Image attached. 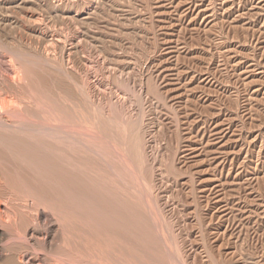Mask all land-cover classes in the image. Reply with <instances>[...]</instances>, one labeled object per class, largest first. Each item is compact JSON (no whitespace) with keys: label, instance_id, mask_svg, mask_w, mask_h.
I'll list each match as a JSON object with an SVG mask.
<instances>
[{"label":"rangeland","instance_id":"374dc122","mask_svg":"<svg viewBox=\"0 0 264 264\" xmlns=\"http://www.w3.org/2000/svg\"><path fill=\"white\" fill-rule=\"evenodd\" d=\"M0 59L4 122L39 130L0 127L35 155L0 141V264H264V0H0Z\"/></svg>","mask_w":264,"mask_h":264},{"label":"bare ground","instance_id":"6f19581e","mask_svg":"<svg viewBox=\"0 0 264 264\" xmlns=\"http://www.w3.org/2000/svg\"><path fill=\"white\" fill-rule=\"evenodd\" d=\"M96 15H97V14H96ZM59 18H60V17H59ZM46 20H47V19H46ZM34 22H35V20H34ZM21 34H22V33H21ZM64 34H65V33H64ZM64 36H65V35H64ZM43 37H44V36H43ZM42 39H43V38H42ZM49 44H50V43H49ZM91 44H92V43H91ZM1 48H2V47H1ZM11 48H12V47H11ZM5 49H6V48H5ZM98 49H99V48H98ZM9 50H12V49H9ZM52 51H53V50H52ZM1 52H2V51H1ZM24 52H25V51H24ZM48 52H49V51H48ZM13 53H14V52H13ZM9 54H10V53H9ZM16 54H17V53H16ZM20 55H21V54H20ZM28 55H29V54H28ZM12 56H14V55H12ZM24 56H25V55H24ZM8 58H9V57H8ZM15 58H17V57H15ZM18 58H19V57H18ZM24 58H25V57H24ZM0 60H1V59H0ZM7 60H8V59H7ZM10 61H11V60H10ZM28 61H29V60H28ZM1 62H2V61H1ZM15 62H17V61L15 60ZM3 63H4V62H3ZM11 63H12V61H11ZM13 63H14V62H13ZM18 63L20 64V62H18ZM22 63H23V62H22ZM71 63H72V62H71ZM45 64H46V63H45ZM0 65H1V64H0ZM16 65H17V64H16ZM10 66H11V65H10ZM17 66H18V65H17ZM20 66H22V65L20 64ZM20 66H19V67H20ZM6 67H8V66H6ZM6 67H5V68H6ZM53 67H54V66H53ZM0 68H1V66H0ZM3 68H4V67H3ZM3 68H2V69H3ZM10 68H12V67H10ZM13 68H14V70H15L16 67L13 66ZM20 68H21V67H20ZM0 70H1V69H0ZM7 70H8V73H9V69H7ZM10 70H11V69H10ZM19 70H20V69H19ZM61 70H62V69H61ZM17 71H18V68L16 69V72H17ZM20 71H21V70H20ZM0 72L3 73V71H0ZM10 72H11V71H10ZM16 72L13 71V69H12V72H11V73H12V77H13V75H16L19 71H18L17 73H16ZM13 73H16V74H13ZM64 73H65V72H64ZM19 74H20V73H19ZM65 74H66V73H65ZM1 75H2V74H1ZM4 75H5V74H4ZM6 75H7V72H6ZM6 75H5V76H6ZM9 75H11V74H9ZM20 75H21V74H20ZM20 75H19V76H20ZM5 76H4V77H5ZM17 76H18V75L14 76V78H15V80H16V81H14V82L19 83L18 81H20V79H17ZM9 77H11V76H9ZM9 77H8V75L6 76L7 80H9L8 82L5 81L6 83H11L10 81H12V80H10V79H13V80H14V78L11 77V78L9 79ZM20 77H21V76H20ZM0 78H1V77H0ZM18 78H19V77H18ZM2 79L4 80L3 77H2ZM0 80H1V79H0ZM3 80H2V81H3ZM5 82H3V83H5ZM14 82H13V83H14ZM20 82H21V81H20ZM22 82H23V80H22ZM24 82H25V81H24ZM24 82H23V83H24ZM1 83H2V82H1ZM3 83H2L1 86H0V89H2V90H4V88H5V87H2ZM6 83H5V85H6ZM13 83H11V85H12ZM17 83H16V84H17ZM23 83H22V84H23ZM22 84H21V85H22ZM25 84L27 85L26 82H25ZM14 85H15V84H14ZM14 85H12V88H11V86L7 85V88L10 87L9 90H10V89L12 90ZM8 86H9V87H8ZM17 88H19V87H17ZM27 88H28V85H27ZM5 89H6V88H5ZM15 89H16V88H15ZM2 90H0V93L5 92V90H4V91H2ZM7 90H8V89H7ZM9 90H8V92L10 93ZM13 90H14V89H13ZM24 90H25V88H24ZM14 91H15V90H14ZM21 91H23V90H21ZM11 93H12V92H11ZM11 93H10V94H11ZM15 93H17V92L15 91ZM20 93H21V92H20ZM32 93H33V92H31V94H32ZM6 94H8V93H6ZM12 94H13V93H12ZM18 94H19V92H18ZM33 94H34V93H33ZM8 95H9V94H8ZM13 95H15V94H13ZM13 95H12V96H13ZM20 95H21V94H20ZM44 95H45V94H44ZM4 96H5L4 94H2V95L0 94V127H5V128L12 127V129H13V127H15V128H14L15 131L17 130L16 128H18V130H22V131H21L22 133H23L24 129H25V130H26V129H27V130H29V129H33L34 127L31 126V125H33V124L29 125V124L27 123L28 125H26V124H23V123L18 122V121H17L18 123H17V122H13V121L11 122L10 120H9L8 123H7L6 121L4 122V120H3V119H4V116L1 115V111L3 112V111L5 110V111H7L10 115H12L14 112H16V110H17L16 113H18V112H20L19 110L21 109V108H19V110H18V107H17V109L14 108V107H16V106H14V105L12 104L13 101H12L11 103H9L10 100H8V98H7V97H4ZM6 96H7V95H6ZM47 96H48V95H47ZM8 97H9V96H8ZM10 97H11V96H10ZM10 97H9V98H10ZM18 97H19V96H18ZM18 97H17V98H18ZM20 97H21V96H20ZM32 97H33V96H32ZM48 97H49V96H48ZM11 98H12V97H11ZM11 98H10V99H11ZM23 98H25V97H22V99H23ZM35 98H37V97H35ZM35 98H34V99H35ZM46 98H47V97H46ZM12 99H13V98H12ZM12 99H11V100H12ZM14 100H16V99H14ZM26 100L29 101V98H27ZM32 100H33V99H32ZM45 100H46V99H45ZM20 101H21V100H20ZM38 101H40V100H38ZM18 102H19V101H18ZM18 102L16 101V103H18ZM31 102H32V101H31ZM34 102H36V101H34ZM85 102H86V101H85ZM13 103L16 104L15 102H13ZM21 103H22V102H21ZM23 103H24V99H23ZM23 103H22V104H23ZM26 103H27V102H26ZM9 104H12V106H10ZM19 104H20V103H18L17 105H19ZM22 104H20V105H22ZM24 104H25V103H24ZM32 104H33V103H32ZM41 104H42V103H41ZM41 104H39V103L37 104V103H36V105H35V104H33V105H35V106L37 107V105H41ZM20 105H19V106H20ZM30 105H31V103H30ZM44 105H45V104H44ZM49 105H50V104H49ZM13 106H14V107H13ZM20 107H21V106H20ZM31 107H32V106H31ZM31 107H30V108H31ZM39 107H40V106H39ZM39 107H38V110H40ZM23 108H25V106H24ZM42 108H43V107H42ZM42 108H41V111H42ZM50 108H51V106H50ZM50 108H49V109H50ZM32 109H33V107H32ZM32 109H31V111H32ZM24 110H25V109H24ZM24 110H23V111H24ZM45 110H46V109H45ZM9 111H10V112H9ZM33 111H34V110H33ZM53 111H54V110H53ZM59 111H60V110H59ZM26 112H27V111H26ZM26 112H25V113H26ZM43 112H44V111H43ZM48 112H49V111H48ZM3 113H4V112H3ZM29 113H30V112H29ZM55 113H56V112H55ZM4 114H5V113H4ZM21 114H22V113H21ZM40 114H41V113H40ZM45 114H47V113H45ZM49 114H50V115H49ZM49 114H48V116H51V115H52L51 113H49ZM64 114H65V113H64ZM28 115H29V114H28ZM42 115H43V114H42ZM2 116H3V117H2ZM5 116H6V115H5ZM24 116H25V115H24ZM53 116H54V115H53ZM60 116H61V115H60ZM64 116H65V115H64ZM10 117H11V116H10ZM21 117H22V116H21ZM37 117H38V116H37ZM56 117H57V116H56ZM12 118L15 119V117H12ZM19 118H20V116H19ZM23 118H24V117H23ZM23 118H22V119H23ZM29 118H30V117H29ZM46 118H48V117H46ZM51 118H52V117H51ZM25 119H26V118H25ZM53 119H54V117H53ZM12 120H13V119H12ZM17 120H18V119H17ZM19 120H20V119H19ZM30 120H31V118H30ZM33 120H34V119H33ZM55 120H56V119H55ZM58 120H59V119H58ZM58 120H56V122H57ZM24 121H25V120H24ZM28 121H29V120H28ZM38 121H39V120H38ZM30 122H31V121H30ZM35 122H37V121H35ZM45 122H50V121H45ZM45 122H44V123H45ZM53 122H54V120H53ZM56 122H54V123H56ZM58 122H59V121H58ZM64 122H65V121H64ZM95 122H96V121H95ZM51 123H52V121H51ZM49 124H50V123H49ZM61 124H62V122H61ZM64 124H65V123H64ZM36 125H37V124H36ZM59 125H60V124H59ZM34 126H35V125H34ZM43 126H45V125H42V126L40 125L39 127L45 129V127H43ZM53 126H54V125H53ZM56 126H57V125H56ZM68 126H70V125L68 124ZM68 126H67V127H68ZM28 127H29V128H28ZM37 127H38V126H37ZM58 127H59V130H60V127H61V126H58ZM64 127L66 128V126H64ZM70 127H71V126H70ZM81 127H82V126H81ZM93 127H94V126H93ZM22 128H23V129H22ZM35 128H36V127H35ZM35 128H34V130H36ZM54 128H56V127H53L52 129L54 130ZM102 128H103V127H102ZM110 128H111V127H110ZM14 129H13V130H14ZM86 129H87V128H86ZM100 129H101V128H100ZM100 129H99V130H100ZM3 130H4V129H3ZM6 130H7V129H6ZM8 130H10V129H8ZM8 130H7V131H8ZM27 130H26V131H27ZM46 130H47V128H46ZM48 130H49V128H48ZM48 130H47V131H48ZM66 130L68 131V128H67ZM70 130H71V129H70ZM74 130H77V129H74ZM92 130L94 131L93 128H92ZM101 130H103V129H101ZM11 131H12V130H11ZM11 131H10V132H11ZM32 131H33V130H31V132H32ZM36 131H37V130H36ZM38 131H39V130H38ZM38 131H37V132H38ZM47 131H45V132H47ZM87 131H88V129H87ZM97 131H98V130H97ZM123 131H124V130H123ZM12 132H13V131H12ZM12 132H11V133H12ZM16 132H17V131H16ZM29 132H30V131H29ZM34 132H35V131H34ZM34 132H32V133H34ZM50 132H51V131H50ZM63 132H64V131H63ZM63 132H62V133H63ZM68 132H69V131H68ZM103 132H104V130H103ZM110 132H111V131H110ZM0 133H1V131H0ZM19 133H20V132H19ZM35 133H36V132H35ZM47 133H49V132H47ZM64 133H65V132H64ZM97 133H99V131H98ZM6 134H7V133H6ZM9 134H10V133H9ZM15 134H16V133H15ZM17 134H18V132H17ZM17 134H16V135H17ZM25 134H27V132H26ZM28 134H29V133H28ZM39 134H41V133H39ZM87 134L90 135V133H87ZM94 134H95V133H94ZM21 135H22V134H21ZM23 135H24V134H23ZM32 135H35V134H32ZM53 135H54V134H53ZM62 135L64 136V134H62ZM82 135H83V134H82ZM9 136H11V135H9ZM27 136H28V135H27ZM30 136H31V134H30ZM35 136H37V135H35ZM51 136H52V135H51ZM95 136H96V134H95ZM102 136H103V135H101V137H102ZM105 136H106V135H105ZM4 137H5V136H2V137H0V138L2 139V138H4ZM14 137H15V136H14ZM14 137H13V138H14ZM38 137H40V136H38ZM49 137H50V136H49ZM49 137H48V138H49ZM56 137H57V136H56ZM60 137H61V136H60ZM69 137H70V136H69ZM69 137L67 136V138H69ZM71 137H72V136H71ZM84 137H85V135H84ZM84 137H83V138H84ZM93 137H94V136H93ZM7 138H8V137H7ZM7 138H5V140H4V141L8 142L7 144H5V146L7 147V146L9 145V142H10V144H11V143L14 141V143H12L13 145H12V144L9 145V146H11V150H9L10 147L8 146V147H9L8 150H9V151H13V150H12V149H13L12 146H15V145L17 146V144L20 143V142H19L20 139L17 141V142H19V143H16V142H15L16 138H14L15 140L13 139L12 142H11V139H10V140H9V139L7 140ZM9 138H10V137H9ZM23 138H25V137H23ZM62 138H63V137H62ZM62 138H60V139H62ZM72 138H74V136H73ZM104 138H106V137H104ZM26 139H27V138H26ZM31 139H32V138H31ZM31 139H30V140H31ZM55 139H56V138H55ZM97 139H98V138H97ZM38 140L41 141L42 139L39 138ZM48 140H49V139H48ZM48 140H47V141H48ZM68 140H69V139H68ZM83 140H85V139H83ZM83 140H80V138H79V141L82 142ZM89 140H91V139L89 138ZM0 141H1V140H0ZM4 141H3V142H4ZM21 141H22V139H21ZM23 141H25V140H23ZM27 141H28V140H27ZM49 141H51V139H50ZM69 141H71V140H69ZM76 141L78 142V139L75 140V143H76ZM1 142H2V141H1ZM1 142H0V145H1V147H2ZM3 142H2V143H3ZM36 142H37V141H36ZM57 142H58V140H57ZM59 142H60V141H59ZM73 142H74V141H73ZM88 142H89V141H88ZM88 142H87V143H88ZM90 142H91V141H90ZM104 142H105V141H104ZM104 142H103V143H104ZM109 142H110V141H109ZM15 143H16V144H15ZM51 143H52V142H51ZM103 143H102V145H103ZM105 143H107V142H105ZM28 144H29V143H28ZM42 144H43V142H42ZM52 144H53V143H52ZM55 144H56V143H55V140H54V145H55ZM65 144H66V143H65ZM71 144H73V143H71ZM81 144H83V143H81ZM85 144H86V143H85ZM95 144H96V147H97V143H95ZM98 144H99V143H98ZM19 145H21V144H19ZM19 145H18V147H21V146H19ZM75 145H76V144H75ZM75 145L73 144L72 146H75ZM78 145H80V144L78 143ZM92 145H93V144H92ZM104 145H105V144H104ZM104 145H103V146H104ZM109 145H111V144H109ZM140 145H141V144H140ZM3 146H4V145H3ZM16 146H15V147H16ZM29 146H30V145H29ZM39 146L41 147V145H39ZM48 146H49V144H48ZM48 146H47V147H48ZM60 146H61V145H60ZM65 146H66V145H65ZM67 146H68V145H67ZM1 147H0V148H1ZM57 147H58V146H57ZM88 147H89V146H88ZM101 147H102V146H101ZM105 147H107V145H105ZM132 147H133V146H132ZM185 147H186V146H185ZM185 147H184V148H185ZM2 148H3V147H2ZM86 148H87V147H86ZM108 148H109V147H108ZM189 148H190V147H189ZM4 149H5V148H4ZM44 149H45V148H44ZM47 149H48V148H47ZM49 149H50V148H49ZM55 149H56V148H55ZM70 149H71V148H70ZM75 149H76V148H75ZM78 149H79V148H78ZM91 149H92V148H91ZM94 149H95V148H94ZM102 149H103V148H102ZM104 149H105V148H104ZM104 149H103V150H104ZM5 150H6V149H5ZM5 150H4V151H5ZM20 150H21V149H20ZM50 150H52V147H51ZM50 150H48V151H50ZM76 150H77V149H76ZM76 150H75V151H76ZM82 150H83V149H82ZM88 150H89V148H88ZM103 150H102V151H99V152H101V154H102ZM105 150H106V149H105ZM0 151H3V149L0 150ZM17 151H18V150H16V151L14 150L13 153H16L17 155H19V154H23V153L25 152V151H24L23 153H20V152L23 151V149H22V151H20V152H17ZM39 151H40V150H39ZM80 151H81V149H80ZM85 151H86V149H85ZM91 151H94V150H91ZM116 151H117V150H116ZM118 151H119V150H118ZM5 152H6V151H5ZM29 152H30V151H29ZM54 152H55V151H54ZM59 152H60V151H59ZM122 152H123V151H122ZM1 153H3V152H1ZM6 153H7V152H6ZM11 153H12V152H11ZM31 153H33V152H31ZM39 153H40V152H39ZM42 153H43V152H42ZM42 153H40V155H41ZM55 153L57 154L58 152H55ZM91 153H92V152H91ZM96 153H97V152H96ZM106 153H107V152H106ZM106 153H103V154H106ZM118 153H119V152H118ZM118 153H117V154H118ZM8 154H9V152H8ZM8 154H7V155H8ZM27 154H28V152L26 153V155H27ZM33 154H34V153H33ZM33 154L31 155V154L29 153V155L32 156V157L35 156V155H33ZM35 154H36V152H35ZM45 154H46V153H45ZM61 154H62V153H61ZM76 154H77V153H76ZM76 154H75V155H76ZM80 154H81V153H80ZM94 154H95V153H94ZM94 154H93V156H94ZM119 154H121V153H119ZM123 154H124V153H123ZM7 155H6V156H7ZM10 155L12 156V154H10ZM13 155H14L15 158H18V157H16L17 155H15V154H13ZM23 155H24V157H28V156H29V155L26 156L25 153H24ZM40 155H38L37 157H39ZM82 155H83V154H82ZM97 155H98V154H97ZM19 156L21 157V155H19ZM47 156H48V155H47ZM49 156H50V155H49ZM49 156H48V157H49ZM52 156H54V155L52 154ZM84 156L86 157V155H84ZM88 156H89V155H88ZM90 156H91V154H90ZM98 156H99V155H98ZM108 156H109V155H108ZM121 156H122V155H121ZM127 156H128V155H127ZM3 157H4V156H3ZM32 157H30V158H32ZM54 157H55V159H56L57 156H54ZM54 157H53V159H54ZM62 157H63V156H62ZM75 157H76V156H75ZM82 157H83V156H82ZM117 157H118V156H117ZM125 157H126V156H125ZM9 158H10V157H9ZM21 158H22V157H21ZM21 158H19V159H21ZM30 158H29L28 160H26L27 158H22V159H23V162L25 163V165H28L27 162H29V165H31V164L33 163V162H32V159H34V158H32L31 160H30ZM41 158H42V157H41ZM44 158H47V157H44ZM49 158H50V157H49ZM49 158H48V159H49ZM51 158H52V157H51ZM57 158L59 159V156H58ZM63 158H64V157H63ZM72 158H73V157H72ZM76 158H77V157H76ZM78 158H79V157H78ZM102 158H105V157L102 156ZM110 158H112V157H110ZM110 158H109V159H110ZM2 159H3V158H2ZM10 159H11V158H10ZM10 159H8V160H10ZM24 159H25L26 162L24 161ZM53 159H52V160H53ZM65 159H66V158H65ZM67 159H68V158H67ZM85 159H87V158H85ZM120 159H121V158H120ZM124 159H126V158H124ZM135 159H136V158H135ZM15 160H16V159H15ZM17 160H18V159H17ZM29 160H30V161H29ZM61 160H63V159L61 158ZM61 160H60V161H61ZM77 160L79 161V159H75V161H73V162L71 161V162H72V163H71V164H72L71 166L73 167V170H74V173H75L74 175H75V176L77 175L78 170H80L79 168H82V167H83V166H82V167L79 166V165H80V164H79L80 161L77 162ZM81 160H82V159H81ZM99 160H100V159H99ZM99 160H96V161L99 162ZM103 160H104V159H103ZM107 160H108V158H107ZM142 160H143V158H142ZM1 161H2V160H1ZM10 161H11V160H10ZM18 161H19V160H18ZM21 161H22V160H21ZM33 161H34V160H33ZM53 161H54V160H53ZM63 161H64V160H63ZM89 161H90V160H89ZM110 161H111V160H109V162H110ZM122 161H123V160H122ZM122 161H121V162H122ZM125 161H126V160H125ZM31 162H32V163H31ZM34 162H36V161H34ZM67 162H68V161H67ZM67 162H66V163H67ZM82 162H83V161H82ZM101 162H103V161H101ZM26 163H27V164H26ZM47 163H48V162H47ZM59 163H60V162H59ZM69 163H70V162H69ZM80 163H81V162H80ZM85 163H86V162H85ZM87 163H88V161H87ZM93 163H94V162H93ZM114 163H115V162H114ZM116 163H117V162H116ZM123 163H124V162H123ZM140 163H141V162H140ZM186 163H187V162H186ZM10 164H11V163H10ZM13 164H14V163H13ZM15 164H16V163H15ZM62 164H63V162H62ZM64 164H65V162H64ZM82 164H83V163H82ZM110 164H111V163H110ZM17 165H18V162H17ZM20 165H21V164H20ZM33 165H35V164H33ZM39 165H40V164H39ZM44 165H45V164H44ZM48 165H49V164H48ZM85 165H86V164H85ZM85 165H84V166H85ZM92 165H93V164H92ZM92 165H91V166H92ZM97 165H98V164H97ZM114 165H115V164H114ZM122 165H123V164H122ZM6 166H7V164H6ZM10 166H11V165H10ZM23 166H24V165H23ZM35 166H36V165H35ZM50 166H51V165H50ZM57 166H59V165H57ZM57 166H56V167H57ZM60 166H61V165H60ZM66 166H67V165H66ZM101 166H102V165H101ZM103 166H104V165H103ZM111 166H112V165H111ZM111 166H109V167H111ZM117 166H118V165H117ZM119 166H120V164H119ZM13 167H14V166H13ZM19 167H20V166H19ZM27 167H28V166H27ZM38 167H39V166H38ZM48 167H49V166H48ZM107 167H108V166H107ZM112 167H113V166H112ZM16 168H17V167H16ZM29 168H30V167H29ZM33 168H35V167H33ZM45 168H46V167H45ZM52 168H53V167H52ZM52 168H51V171H52ZM54 168H55V167H54ZM58 168H59V167H58ZM61 168H62V167H61ZM64 168H65V167H64ZM64 168H63V169H64ZM86 168H88V167H86ZM90 168H91V167H90ZM96 168H97V166H95V169H96ZM101 168H102V167H101ZM104 168H105V167H104ZM118 168H119V167H118ZM132 168H133V167H132ZM3 169H4V168H3ZM5 169H6V168H5ZM25 169H27V168H25ZM37 169H38V168H37ZM55 169H56V168H55ZM92 169H93V168H92ZM99 169H100V168H99ZM119 169H120V168H119ZM119 169H118V170H119ZM134 169H136V168H134ZM138 169H139V168H138ZM138 169H137V170H138ZM7 170H8V169H7ZM10 170H11V169H10ZM12 170H13V168H12ZM14 170H16V169H14ZM42 170H43V169H42ZM47 170H48V169H47ZM53 170H54V169H53ZM68 170H69V168H68ZM71 170H72V169H71ZM84 170H85V169H84ZM112 170H113V169H112ZM112 170H111V171H112ZM124 170H126V169H124ZM141 170H142V168H141ZM8 171H9V170H8ZM8 171H6V172H8ZM35 171H36V170H35ZM57 171H58V170H57ZM64 171H65V169H64ZM69 171H70V170H69ZM94 171H95V170H94ZM105 171H106V170H105ZM113 171H115V170H113ZM121 171H122V170H121ZM24 172H25V170H24ZM33 172H34V171H33ZM46 172H47V171H46ZM58 172H59V171H58ZM60 172H61V171H60ZM81 172H82V171H81ZM84 172H86V171H83L82 175L84 174ZM88 172L90 173L91 171H88ZM92 172H93V171H92ZM96 172H97V170H96ZM118 172H120V171H118ZM118 172H116V173H118ZM125 172H126V171H125ZM0 173H1V172H0ZM19 173H20V172H19ZM53 173L55 174V172H53ZM62 173H63V171H62ZM62 173H61V174H62ZM86 173H87V172H86ZM15 174H16V173H15ZM15 174H14V175H15ZM44 174H45V172H44ZM46 174H48V173H46ZM57 174H58V173H57ZM59 174H60V173H59ZM67 174H68V173H67ZM93 174H94V173H93ZM98 174H100V173H98ZM101 174H102V172H101ZM141 174H142V173H141ZM2 175H3V173H2ZM6 175H7V174H6ZM64 175H65V174H64ZM82 175H80V176H82ZM84 175H85V174H84ZM86 175H87V174H86ZM121 175H122V174H121ZM16 176H17V175H16ZM20 176H21V175H20ZM24 176H25V175H24ZM49 176H51V175L49 174ZM59 176H60V175H59ZM68 176H69V174L66 175L65 177H68ZM89 176H90V175H89ZM100 176H101V175H100ZM102 176H103V175H102ZM123 176H125V175H123ZM127 176H128V175H127ZM12 177H13V176H12ZM17 177H18V176H17ZM54 177H56V176H54ZM83 177H84V176H83ZM93 177H94V175H93ZM93 177H91V179H92ZM95 177H96V175H95ZM128 177L131 178L130 175H129ZM137 177H138V176H137ZM8 178H9V177H8ZM21 178H22V177H21ZM47 178H48V176H47ZM75 178H76V177H75ZM75 178H74V179H75ZM99 178L101 179V177H99ZM103 178H104V177H103ZM106 178H108V176H107ZM125 178H126V177H125ZM135 178H136V177H135ZM25 179H26V178H25ZM35 179H36V178H35ZM50 179H51V178H50ZM84 179H85V178H83V180H84ZM96 179H97V177H96ZM119 179H121V178H119ZM127 179H128V178H127ZM131 179H132V178H131ZM136 179H137V178H136ZM0 180H1V179H0ZM54 180H55V179H54ZM56 180H58V177H57ZM56 180H55V181H56ZM78 180H79V179H78ZM86 180H87V179H86ZM88 180H90V179H88ZM104 180H105V179H104ZM121 180H122V179H121ZM133 180H134V179H133ZM3 181H4V179H3ZM14 181L16 182V180H14ZM17 181H18V180H17ZM26 181H28V180H26ZM30 181H31V180H30ZM55 181H54V183H55ZM61 181H62V179H61ZM63 181H64V180H63ZM67 181H68V180H67ZM67 181H66V182H67ZM70 181H71V180H70ZM84 181H85V180H84ZM93 181H94V180H93ZM119 181H120V180H119ZM148 181H150V180H148ZM153 181H154V180H153ZM0 182H1V181H0ZM4 182H5V181H4ZM6 182H7V179H6ZM21 182H22V181H21ZM23 182H24V181H23ZM59 182H60V180H59ZM95 182H96V181H95ZM97 182H99V181H97ZM121 182H122V181H121ZM128 182H129V181H128ZM131 182H133V181H131ZM138 182H140V180H139ZM12 183H13V182H12ZM27 183H28V182H27ZM32 183H33V182H32ZM32 183H31V184H32ZM133 183H134V182H133ZM5 184H6V183H5ZM17 184H18V182H17ZM24 184H25V183H24ZM28 184H29V183H28ZM62 184H63V183H62ZM64 184H65V183H64ZM83 184H84V183H83ZM86 184H87V182H86ZM123 184H124V183H123ZM123 184H122V185H123ZM125 184H126V183H125ZM9 185H10V184H9ZM9 185H8V186H9ZM56 185H57V184H56ZM67 185H68V184H67ZM67 185H66V186H67ZM95 185H98V184H95ZM95 185H94V186H95ZM99 185H100V184H99ZM153 185H154V184H153ZM14 186H15V185H14ZM25 186H26V185H25ZM41 186H42V185H41ZM44 186L46 187V185H44ZM44 186H43V187H44ZM66 186H63V187H66ZM76 186H77V185H76ZM136 186H137V185H136ZM150 186H151V184H150ZM150 186H149V187H150ZM10 187H11V186H10ZM20 187H21V186H19L18 188H20ZM63 187H62V188H63ZM80 187H81V186H80ZM97 187H100V186H97ZM105 187H106V186H105ZM125 187H126V186H125ZM127 187H128V186H127ZM151 187H152V186H151ZM24 188H25V187H24ZM24 188H23V189H24ZM36 188H37V187H36ZM48 188H49V187H48ZM62 188H61V189H62ZM77 188L79 189L78 186H77ZM103 188H104V187H103ZM106 188H107V187H106ZM110 188H112V187H110ZM134 188H135V187H134ZM20 189H22V187H21ZM23 189H22V190H23ZM27 189H28V188H27ZM27 189H26V190H27ZM32 189H33V188H32ZM34 189H35V188H34ZM58 189H59V188H58ZM61 189L59 190V192L61 191ZM64 189H66V188H64ZM67 189H68V188H67ZM67 189H66V192H67ZM100 189H101V188H100ZM113 189H114V188H113ZM138 189H139V188H138ZM146 189H148V188H146ZM149 189H150V188H149ZM205 189H206V188H205ZM0 190H1V189H0ZM35 190H37V189H35ZM38 190H39V189H38ZM45 190H46V188H45ZM62 190H63V189H62ZM76 190H77V189H76ZM96 190H97V189H96ZM114 190H115V189H114ZM141 190H142V189H141ZM23 191H24V190H23ZM23 191H22V192H23ZM32 191H33V190H32ZM49 191H51V190H49ZM79 191H80V190H79ZM92 191H93V190H92ZM107 191H108V190H107ZM112 191H113V190H112ZM116 191L118 192V190H116ZM135 191H136V190H135ZM148 191H149V190H148ZM201 191H202V190H201ZM25 192H26V191H25ZM35 192H36V191H35ZM46 192H47V191H46ZM51 192H52V191H51ZM63 192H64L63 194L65 195V191H63ZM71 192H72V191H71ZM104 192H105V190H104ZM110 192H111V191H110ZM137 192H138V191H137ZM145 192H146V190H145ZM145 192H144V193H145ZM190 192H191V191H190ZM19 193H20V192H19ZM37 193H39V192H37ZM41 193H43V192H41ZM41 193H40V194H41ZM57 193H58V192H57ZM69 193H70V192H69ZM76 193H77V192H76ZM106 193H107V192H106ZM111 193H114V192H111ZM141 193H142V192H141ZM15 194H16V192H15ZM17 194H18V192H17ZM17 194H16V195H17ZM52 194H54V193H52ZM67 194H68V193H66V195H67ZM78 194H79V192H78ZM82 194H83V193H82ZM88 194H89V193H88ZM114 194H115V193H114ZM114 194H112V195L114 196ZM117 194H118V193H117ZM117 194H116V195H117ZM132 194H133V193H132ZM151 194H152V193H151ZM19 195H20V194H19ZM19 195H18V196H19ZM26 195H27V194H26ZM29 195H30V194H29ZM41 195H42V194H41ZM47 195H48V194H47ZM47 195H46V196H47ZM68 195H69V194H68ZM86 195H87V192H85V196H86ZM91 195H92V194H91ZM124 195H125V194H124ZM146 195H147V193H146ZM20 196H21V195H20ZM37 196H38V195H37ZM54 196H55V195H54ZM71 196H72V195H71ZM71 196H70V197H71ZM78 196H79V195H78ZM104 196H105V195H104ZM104 196H102V197H104ZM131 196H132V195H131ZM131 196H130V197H131ZM147 196H148V195H147ZM1 197H3V196H1ZM5 197H6V196H5ZM21 197H22V196H21ZM27 197H28V196H27ZM31 197H32V196H31ZM80 197H82V195L79 196V199H80ZM90 197H91V196H90ZM118 197H119V195H118ZM118 197H116L117 199H116V198H115V199L118 200ZM132 197H133V196H132ZM168 197H169V196H168ZM6 198H7V197H6ZM16 198H17V197H16ZM19 198H20V197H18V199H19ZM23 198H25V196L22 197V199H23ZM29 198H30V197H29ZM42 198H43V197H42ZM62 198H63V197H60V199H62ZM73 198H74V196H72V199H73ZM75 198H78V197H75ZM104 198H105V197H104ZM110 198H112V197L110 196ZM113 198H114V197H113ZM123 198H125V197H123ZM2 199H3V198H2ZM20 199H21V198H20ZM22 199H21V200H22ZM25 199H26V198H25ZM53 199H54V198H53ZM60 199H59V200H60ZM72 199H71V200H72ZM83 199H85V198H83ZM127 199H128V198H127ZM130 199H131V198H130ZM32 200H34V199H32ZM32 200H31V201H32ZM35 200H36V199H35ZM42 200H43V199H42ZM49 200H51V199H49ZM59 200H58V201H59ZM62 200H63V199H62ZM66 200H67V199H66ZM71 200H70V201H71ZM73 200H74V199H73ZM116 200H115V201H116ZM119 200H120V199H119ZM1 201H2V200H1ZM14 201H15V200H14ZM25 201H26V200H25ZM25 201H24V202H25ZM39 201H41V200H39ZM53 201H54V200H53ZM55 201H56V199H55ZM77 201H78V200H77ZM79 201H80V200H79ZM81 201H82V200H81ZM83 201H85V200H83ZM104 201H105V200H104ZM104 201H103V202H104ZM107 201L109 202L108 199H107ZM110 201H111V200H110ZM123 201H124V200H123ZM24 202H23V204H24ZM26 202H27V201H26ZM33 202H34V201H33ZM66 202H67V201H66ZM68 202H69V201H68ZM72 202H73V201H72ZM72 202H70V203H72ZM101 202H102V200H101ZM103 202H102V203H103ZM108 202H106V203H108ZM120 202H121V201H119V203H120ZM129 202H130V201H129ZM129 202H128V203H129ZM9 203H10V202H9ZM9 203H8V204H9ZM19 203H20V202H19ZM28 203H29V202H28ZM36 203H38V202H36ZM40 203H41V202H40ZM45 203H46V202H45ZM47 203H48V202H47ZM74 203H75V204L78 203L79 205H78V204H77V205L80 206V203H81V202H80V203H79V202H74ZM85 203H86V202H85ZM89 203H90V202H89ZM98 203H99V202H98ZM110 203H111V202H109V204H110ZM119 203H118V204H119ZM121 203H122V202H121ZM123 203H124V202H123ZM128 203H127V204H128ZM130 203H131V202H130ZM58 204H59V203H58ZM62 204H64V203H62ZM66 204H67V203H66ZM75 204H74V206H75ZM91 204H92V203H91ZM34 205H37V207H38V204H34V203H33V206H34ZM40 205H41V204H40ZM40 205H39V207H40ZM47 205H48V204H47ZM92 205H93V204H92ZM112 205H113V204H112ZM4 206H5V205H4ZM8 206H9V205H8ZM42 206L45 207L44 205H42ZM51 206H52V205H51ZM60 206H61V205H60ZM62 206H63V205H62ZM62 206H61V207H62ZM87 206H88V204H87ZM90 206H91V205H90ZM90 206H89V207H90ZM94 206H95V205H94ZM100 206H101V205H100ZM106 206H107V205H106ZM108 206H109V205H108ZM115 206H117V205L115 204ZM120 206H121V204H120ZM122 206H123V204H122ZM128 206H129V205H128ZM139 206H141V205H139ZM63 207H64V206H63ZM65 207H66V206H65ZM76 207H77V206H75L74 208H76ZM82 207H85V206L83 205ZM102 207H103V205H102ZM104 207H105V206H104ZM126 207H127V206H126ZM134 207H135V206H134ZM2 208H3V207H2ZM5 208H6V207H5ZM20 208H22V207H20ZM45 208H46V207H45ZM70 208H71V207H70ZM109 208H111V207H109ZM116 208H117V207H116ZM128 208H129V207H128ZM132 208H133V207H132ZM137 208H138V207H137ZM162 208H163V207H162ZM17 209H18V208H17ZM22 209H23V208H22ZM37 209H38V208H37ZM42 209H43V208H42ZM63 209H64V208H63ZM79 209H80V207H79ZM79 209H78V210H79ZM84 209H85V208H84ZM99 209H101V208H99ZM120 209H122V208H120ZM120 209H119V210H120ZM123 209H124V208H123ZM145 209H147V208H145ZM155 209H156V208H155ZM28 210H29V209H28ZM43 210H44V209H43ZM60 210H62V209L60 208ZM81 210H83V209H81ZM88 210H90V209H88ZM125 210H127V209H125ZM132 210H134V209H132ZM135 210H136V209H135ZM11 211L13 212V210H11ZM18 211H19V210H18ZM20 211H21V210H20ZM25 211H27V210H25ZM47 211L49 212L50 210H47ZM71 211H72V210H71ZM76 211H77V210H76ZM76 211H75V212H76ZM85 211H86V210H85ZM91 211H93V209H92ZM143 211H144V210H143ZM143 211H142V212H143ZM4 212H5V211H4ZM21 212H22V211H21ZM55 212H56V211H55ZM88 212H89V211H88ZM123 212H124V211H123ZM128 212H129V211H128ZM137 212H138V211H137ZM139 212H140V211H139ZM146 212H147V211H146ZM177 212H178V211H177ZM14 213H15V212H14ZM17 213H18V212H17ZM19 213H20V212H19ZM24 213H25V212H23V214H24ZM27 213H28V212H27ZM35 213H36V212H35ZM58 213H59V212H58ZM60 213H61V212H60ZM62 213H63V212H62ZM76 213H77V212H76ZM76 213H75V214H76ZM79 213H80V212H79ZM79 213H78V214H79ZM104 213H105V212H104ZM106 213H107V212H106ZM147 213H148V212H147ZM147 213H146V214H147ZM9 214H10V213H9ZM131 214H132V213H131ZM131 214H130V215H131ZM143 214H144V213H143ZM153 214H154V212H153ZM158 214H159V213H158ZM16 215H17V214H16ZM103 215L106 216L105 214H103ZM107 215H109V213H108ZM130 215H129V216H130ZM132 215L134 216V214H132ZM135 215H136V214H135ZM159 215H160V214H159ZM0 216H1V213H0ZM20 216H23V215L21 214ZM25 216H26V213H25ZM32 216L34 217V215H31V218H33ZM58 216H59V215H58ZM129 216H128V217H129ZM133 216H132V217H133ZM136 216H137V215H136ZM153 216H154V215H153ZM27 217H28V216H27ZM45 217H46V216H45ZM102 217H103V216H102ZM110 217H111V216H110ZM143 217H144V216H143ZM145 217H146V216H145ZM145 217H144V219H145ZM23 218H24V217H23ZM50 218H51V217H50ZM60 218H61V217H60ZM154 218H156V217H154ZM154 218H153V221H154ZM4 219H5V218H4ZM18 219H19V218H18ZM18 219H17V221H18ZM29 219H30V218H29ZM37 219H38V218H37ZM76 219H77V218H76ZM81 219H82V218H81ZM139 219L141 220L142 218H139V217H138V220H139ZM149 219H150V218H149ZM149 219H148V220H149ZM157 219H158V218H157ZM162 219H163V217H162ZM162 219H161V220H162ZM6 220H7V219H6ZM19 220L23 221L22 219H19ZM24 220H25V218H24ZM26 220H27V219H26ZM34 220H35V219H34ZM38 220H39V219H38ZM38 220H37V221L35 220V222H38ZM136 220H137V219H136ZM138 220H137V221H138ZM140 220H139L138 222H141ZM145 220H146V219H145ZM145 220H143V221H145ZM17 221H16V222H17ZM27 221H28V220H27ZM29 221H30V220H29ZM43 221H44V220H43ZM47 221H48V220H47ZM72 221H73V220H72ZM76 221H77V220H75V222H76ZM78 221H79V220H78ZM143 221H142V222H143ZM151 221H152V218H151ZM156 221H157V220H156ZM158 221H159V219H158ZM10 222H11V221H10ZM25 222H26V221H25ZM32 222H33V221H32ZM68 222H69V221H68ZM83 222H84V220H83ZM17 223H18V222H17ZM49 223H50V222H49ZM65 223H66V222H65ZM71 223L73 224L74 222H71ZM78 223H80V222H78ZM136 223H137V222H136ZM153 223H154V222H153ZM155 223H158V222H155ZM10 224H11V223H10ZM18 224H19V223H18ZM23 224H24V222H23ZM82 224H83V223H82ZM138 224H139V223H138ZM140 224H141V223H140ZM143 224H144V223H143ZM158 224H159V223H158ZM161 224H162V223H161ZM1 225H2V224H1ZM19 225L21 226V224H19ZM24 225H25V224H24ZM38 225H39V224H38ZM45 225H46V224H45ZM78 225H79V224H78ZM136 225H137V224H136ZM165 225H166V224H165ZM9 226H10V225H8V227H9ZM87 226H88V225H87ZM119 226H122V225H119ZM133 226H134V225H133ZM150 226H153V225L150 224ZM150 226L148 225V227H150ZM6 227H7V226H6ZM22 227H23V225H22ZM22 227H21V228H22ZM24 227H25V226H24ZM70 227H71V226H70ZM74 227H75V226H74ZM80 227H81V226H80ZM164 227H165V226H164ZM90 228H91V226H90ZM93 228H94V227H93ZM167 228H168V227H167ZM31 229H32V228H31ZM57 229H58V228H57ZM72 229H73V228H72ZM86 229H87V228H85V230H86ZM105 229H106V228H105ZM131 229H132V228H131ZM153 229H154V228H153ZM5 230H6V229H5ZM47 230H48V229H47ZM54 230H55V229H54ZM75 230H76V229H75ZM79 230H80V229H79ZM81 230L83 231V227H82ZM101 230H103V229H101ZM101 230H100V231H101ZM151 230H152V229H151ZM154 230H155V229H154ZM23 231H24V230H23ZM60 231H61V230H60ZM60 231H59V232H60ZM72 231H73V230H72ZM76 231H77V230H76ZM105 231H107V230H105ZM159 231H160V230H159ZM56 232H57V231H56ZM56 232H55V233H56ZM89 232H90V231H89ZM97 232H98V230H97ZM134 232H135V231H134ZM148 232H149V231H148ZM148 232H147V233H148ZM168 232H169V231H168ZM0 233H1V232H0ZM32 233H33V232H32ZM46 233H47V232H46ZM61 233H62V232H60V234H61ZM63 233H64V232H63ZM75 233H76V232H75ZM83 233H84V232H83ZM101 233H103V231H102ZM163 233H164V231H163ZM72 234H73V233H72ZM79 234H82V233H79ZM84 234H85V233H84ZM93 234H94V233H93ZM148 234H151V233L149 232ZM156 234H157V233H156ZM87 235H88V233H87ZM132 235H133V234H132ZM135 235H136V234H135ZM138 235H139V234H138ZM141 235H142V234H141ZM151 235L153 236V234H151ZM172 235H173V234H172ZM3 236H4V235H3ZM17 236H18V235H17ZM54 236H55V235H54ZM57 236H58V235H57ZM71 236H74V235H71ZM81 236H82V235H81ZM84 236H85V235H84ZM94 236H95V235H94ZM99 236H100V235H99ZM105 236H106V235H105ZM157 236H159V235H157ZM164 236H165V235H164ZM11 237H12V236H11ZM58 237H59V236H58ZM97 237H98V236H97ZM113 237H114V236H113ZM116 237H117V236H116ZM116 237H115V238H116ZM147 237H149V236H147ZM167 237H168V235H167ZM2 238H3V237H2ZM18 238H19V236H18ZM44 238H45V237H44ZM74 238H75V237H74ZM90 238H91V236H90ZM93 238H95V237H93ZM118 238H119V237H118ZM134 238H136V237L134 236ZM139 238H140V237H139ZM156 238H158V237H156ZM3 239H4V238H3ZM5 239H6V238H5ZM39 239H40V238H39ZM52 239H53V238H52ZM58 239H59V238H58ZM58 239H56V240H58ZM60 239H61V238H60ZM77 239H78V238H77ZM108 239H109V238H108ZM111 239H112V238H111ZM111 239H110V240H111ZM165 239H166V237H165ZM25 240H26V239H25ZM34 240H35V239H34ZM36 240H37V239H36ZM72 240H73V239H72ZM88 240H89V239H88ZM99 240H100V239H99ZM103 240H104V239H103ZM105 240H106V239H105ZM147 240H149V239H147ZM152 240H153V239H152ZM167 240H168V239H167ZM62 241H63V240H62ZM74 241H75V240H74ZM82 241H83V240H82ZM85 241H87V239H86ZM158 241H160V238H159ZM158 241H157V242H158ZM5 242H6V241H5ZM52 242H53V241H52ZM56 242H61V241H56ZM64 242H65V241H64ZM64 242H62V243L66 245V243H64ZM70 242H72V241H70ZM83 242H84V241H83ZM87 242H88V241H87ZM90 242H91V241H90ZM95 242H98V241H95ZM114 242H115V241H114ZM162 242H163V241H162ZM162 242H161V243H162ZM166 242H167V241H166ZM171 242H172V240H171ZM3 243H4V242H3ZM6 243H7V242H6ZM6 243H5V244H6ZM28 243H29V242H28ZM32 243H33V242H32ZM32 243H31V244H32ZM34 243H35V241H34ZM37 243H38V242H36V244H37ZM43 243H44V242H43ZM62 243H61V244H62ZM67 243H68V242H67ZM88 243H89V242H88ZM99 243H100V242H99ZM123 243H124V242H123ZM5 244H4V245H5ZM55 244H56V243H55ZM57 244H58V243H57ZM68 244H71V243H68ZM72 244H73V243H72ZM74 244H75V243H74ZM103 244H104V242H103ZM108 244H109V242H108ZM113 244H114V243H113ZM153 244H154V243H153ZM159 244H160V243H159ZM168 244H169V243H168ZM0 245H1V244H0ZM37 245H38V244H37ZM39 245H40V244H39ZM83 245H84V244H83ZM85 245H86V243H85ZM91 245H92V243H91ZM99 245H100V244H99ZM106 245H107V244H106ZM26 246H27V245H26ZM28 246H29V245H28ZM44 246H45V245H44ZM56 246H57V245H55V247H56ZM60 246H61V245H60ZM75 246H76V244H75ZM87 246H88V245H87ZM94 246H95V245H94ZM109 246H111V245H109ZM115 246H116V245H115ZM124 246H125V245H124ZM159 246H160V245H159ZM162 246H163V244H162ZM171 246H172V245H171ZM32 247H34V246L32 245ZM39 247H40V246H39ZM42 247H43V245H42ZM68 247H70V246H68ZM73 247H74V246H73ZM73 247L71 246L72 249H74ZM77 247L79 248V246H77ZM88 247H89V246H88ZM98 247H99V246H98ZM102 247H103V246H102ZM106 247H107V246H106ZM112 247H113V246H112ZM35 248H36V246H35ZM37 248H38V247H37ZM37 248H36V249H37ZM51 248H53V247H51ZM99 248H100V247H99ZM115 248H116V247H115ZM117 248H118V247H117ZM124 248H125V247H124ZM40 249H41V248H40ZM60 249H61V248H60ZM75 249H76V248H75ZM90 249H91V248H90ZM90 249H89V251H90ZM97 249H98V248H97ZM106 249H107V248H106ZM106 249H105V251H108L109 248H108L107 250H106ZM38 250H39V248H38ZM52 250H53V249H52ZM56 250H57V249H56ZM87 250H88V249H87ZM115 250H116V249H115ZM115 250H114V251H115ZM34 251H35V250H34ZM39 251H40V250H39ZM41 251H42V250H41ZM54 251H55V250H54ZM54 251H53V252H54ZM78 251H79V250H78ZM97 251H99V250H97ZM145 251H146V250H145ZM31 252H32V251H31ZM71 252H72V251H71ZM80 252H81V251H80ZM91 252H94V251H91ZM99 252H101V251H99ZM108 252H109V251H108ZM121 252H122V251H121ZM55 253H58V252H55ZM84 253H85V252H84ZM101 253H102V252H101ZM103 253H104V251H103ZM111 253H112V252H111ZM122 253H123V252H122ZM21 254H22V253H21ZM44 254H45V253H44ZM49 254H50V253H49ZM53 254H54V253H53ZM53 254H52V255H53ZM59 254H60V253H59ZM78 254H79V252H78ZM81 254H82V253H81ZM87 254H88V253H87ZM104 254H105V253H104ZM167 254H168V253H167ZM17 255H18V254H17ZM22 255H23V254H22ZM74 255H75V254H74ZM74 255H73V256H74ZM93 255H94V254H93ZM98 255H99V253H98ZM102 255H103V254H102ZM107 255H108V254H107ZM109 255H111V254H109ZM113 255H114V254H113ZM122 255H123V254H121V256H122ZM161 255H162V254H161ZM174 255H175V254H174ZM26 256H27V255H26ZM26 256H24V258H25ZM50 256H51V255H50ZM85 256H86V255H85ZM129 256H130V255H128V257H129ZM132 256H133V255H132ZM159 256H160V255H159ZM159 256H158V257H159ZM59 257H61V256H58V258H59ZM82 257H83V256H82ZM87 257H88V255H87ZM89 257H90V255H89ZM103 257H104V256H103ZM113 257H114V256H113ZM160 257H161V256H160ZM171 257H172V256H171ZM176 257H177V256H176ZM9 258H10V257H9ZM14 258H15V257H14ZM47 258H49V257H47ZM52 258H53V257H52ZM56 258H57V257H56ZM58 258H57V259H58ZM79 258H80V257H79ZM83 258H84V257H83ZM163 258H164V257H163ZM11 259H12V258H11ZM20 259H21V258H20ZM61 259H62V257L60 258V260H61ZM75 259H76V257H75ZM115 259H116V258H115ZM123 259H124V258H123ZM125 259H126V258H125ZM125 259H124V260H125ZM127 259H128V258H127ZM171 259H172V258H171ZM175 259H176V258H175ZM14 260H15V259H14ZM14 260H12V261H14ZM21 260H22V259H21ZM69 260L73 261L72 258H70ZM83 260H84V259H83ZM116 260H117V259H116ZM162 260H166V258H165V259H162ZM173 260H174V259H173ZM9 261H10V260H9ZM12 261H11V262H12ZM54 261H55V260H54ZM58 261H59V260H58ZM63 261H64V260H63ZM71 261H70V262H71ZM92 261H94V260H92ZM96 261H97V260H96ZM96 261H95V262H96ZM166 261H167V260H166ZM14 262H15V261H14ZM39 262H40V261H39ZM39 262H38V263H39ZM44 262H45V261H44ZM106 262H108V261H106ZM119 262H121V261H119ZM161 262H162V261H161ZM53 263H55V262H53ZM59 263H60V262H59ZM63 263H64V262H63ZM63 263H62V264H63ZM71 263H73V262H71ZM97 263H98V262H97ZM164 263H165V262H164ZM11 264H12V263H11ZM21 264H22V263H21ZM51 264H52V263H51ZM56 264H57V263H56ZM65 264H67V262H66ZM85 264H86V263H85ZM105 264H106V263H105ZM156 264H157V263H156ZM161 264H163V263H161ZM167 264H168V263H167Z\"/></svg>","mask_w":264,"mask_h":264}]
</instances>
